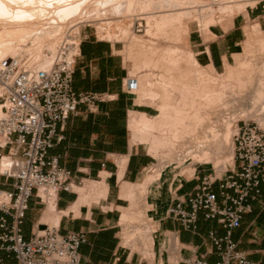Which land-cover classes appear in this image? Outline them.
<instances>
[{
  "label": "crops",
  "instance_id": "crops-1",
  "mask_svg": "<svg viewBox=\"0 0 264 264\" xmlns=\"http://www.w3.org/2000/svg\"><path fill=\"white\" fill-rule=\"evenodd\" d=\"M248 23L264 31V0L233 17L228 24L209 28L208 33L188 30L185 48L193 53L197 63L221 74L232 50L245 40L244 28ZM81 37L72 89L75 93H104L110 100L99 103L92 113L79 107L78 113L62 124V139L49 150V156H58L59 166L71 173L72 191L58 193L54 210L47 217L46 205H42L34 194L21 227L22 236L27 241L47 227H55L60 235L83 232L86 242L79 248L81 264H149L140 253L124 247L121 239L120 219L122 207L126 206L122 190L127 184L140 182L149 167V160L144 155L130 152V112L140 115L146 110L138 111L141 105L137 103V96L125 92L124 81L156 68L149 64L145 66L149 68L142 64L135 68L128 41L100 40L87 28L81 29ZM180 43L178 47H181ZM3 157L10 161L18 159L8 156V148L0 149V164ZM202 176L204 173L182 179L167 203L154 210L157 213L154 216L156 264L167 247L165 241H170L168 246L173 248L166 252L167 262L170 254L177 264L186 259H202L208 264L219 260L208 238L211 231L217 237L225 235L218 223L204 221L200 213L196 231L188 232L167 216L168 207L191 193ZM0 189L12 191L13 180L0 176ZM214 189L217 191L216 187ZM260 189L264 192V184ZM231 238L249 261L264 264V196L251 202V212L243 217L240 227L232 231ZM0 261L18 264L4 250H0Z\"/></svg>",
  "mask_w": 264,
  "mask_h": 264
},
{
  "label": "built area",
  "instance_id": "built-area-1",
  "mask_svg": "<svg viewBox=\"0 0 264 264\" xmlns=\"http://www.w3.org/2000/svg\"><path fill=\"white\" fill-rule=\"evenodd\" d=\"M89 23L64 33L44 69L29 68L17 57L0 60V149L8 148V156L18 158L0 168V176L13 180L12 191L0 189V250L18 264H81L79 248L86 242L85 233L60 235L55 227H47L26 241L21 227L34 194L46 205L59 192L72 191L71 173L59 166L58 156H49V150L62 139V124L79 107L92 113L99 103L110 100L104 93L72 89L81 29L90 28ZM134 26L141 32L142 19H135ZM94 33L97 39L115 40L120 32L112 39L99 37L96 29ZM124 88L129 92L134 84L124 82ZM232 143V166L220 175L213 171L202 176L191 193L168 207L167 216L183 230L194 232L202 213L204 221L216 222L225 230L223 237L213 231L208 234L219 256L214 264H253L237 249L231 233L251 212V202L264 196L260 189L264 184V129L256 123H237ZM181 264L208 263L186 259Z\"/></svg>",
  "mask_w": 264,
  "mask_h": 264
},
{
  "label": "bare ground",
  "instance_id": "bare-ground-1",
  "mask_svg": "<svg viewBox=\"0 0 264 264\" xmlns=\"http://www.w3.org/2000/svg\"><path fill=\"white\" fill-rule=\"evenodd\" d=\"M75 1L76 0H51L50 5L53 9L58 6H60L59 8H63L65 5L66 7L68 5H74L73 3H75ZM117 1L120 2V0ZM212 1V4H194L188 7L180 6L179 8L173 10H161L158 15L151 16L153 19H151L150 16L147 19L144 18L148 24L146 34L150 35L153 29H155L156 32L164 31L166 33L170 27L172 28L177 25L182 32L187 28L186 23H184V19L196 20L201 26L208 27L217 22L215 20L216 14H228L231 16L234 12L239 13L241 10H245L252 4L253 1L256 0ZM125 2L124 14L122 18L129 17L131 15L130 12L132 11L135 0H125ZM1 3L2 2L0 1V10L10 9L8 5H6L7 3L5 5H2ZM143 4L144 3L141 5H146ZM131 16L132 19H135L136 15ZM1 17L3 18V16ZM110 23L111 21L107 19L105 27H107ZM14 25H16V23ZM9 27L11 28V26ZM131 28H126L127 30L125 28L121 29V32L123 34H126L127 32L129 33ZM26 29H24V27H14V29L8 30L0 29V43L1 41L7 39L6 37H16L17 40L18 38L20 39L23 32L28 31V29ZM100 29L101 28H99V31ZM165 33V36L170 35ZM247 33L250 36L252 35L251 32ZM100 34H103L102 37L105 39L112 38L107 32H101ZM259 34V31L255 28L253 30V35ZM24 36L22 37L24 38ZM44 36H47V34ZM40 38H30L32 40H30V42H32L31 44L39 47L40 44L46 40L44 38ZM131 38H135L134 34H132ZM21 40L23 39L21 38ZM135 40L136 39H134V41ZM174 40H177V36H175ZM181 40L182 38L180 35V42ZM1 44H3V42ZM250 44L251 43L247 41L246 46H248V49L246 53L248 54L253 53L252 50H254L252 49V44ZM54 45V43L49 45L51 53L52 50L54 51L55 49ZM258 46V50L257 48L255 50H257L260 55H264V36L258 41ZM34 48L37 50V52H35L36 57L27 60L25 56V60H23L21 55L18 56V54L6 56L7 51L0 49V60L8 57H17L23 61L27 67L32 69H44L48 67L50 58H43L38 48ZM165 54L166 55L163 57V60H173H170V58L167 59V55L170 54L169 49L166 50ZM181 54L182 57H180V59L178 58V60L180 62H191L195 69H193V71L188 75L180 78V80H171L167 82L166 85H163L164 88H167V90L169 89L173 92L176 91L179 94L178 99L172 102V99L169 96H166L165 94L159 95V93L155 91L156 87H158L162 81L157 83L148 82L145 88L139 89V96L146 97L149 100L147 106L153 108L154 112L147 111L146 115L144 117H140L139 121L135 123L132 121L133 123L130 122L128 126L129 133L131 131V136L134 139L139 138L140 140L142 139L145 141L146 152L151 156L153 161L151 163L152 167L147 171L140 182L127 184L122 190V197L125 202H130L131 207L132 205L133 207L139 205H136V203L132 201L134 197H143L142 206H140L141 208L136 211H132L125 206L122 207L123 217L120 221V226L123 227L122 237L125 244L129 240H133L132 245H134L137 241L139 242L144 238L146 239L150 233V228L146 224H136L135 221L138 219L140 220V218L144 219V215L151 219L153 209L159 206L162 199H166L172 195L187 169L191 166L202 164L206 165L210 162L218 164L220 160L218 161L216 158V160L214 158V160L212 159L213 154L219 152L216 145L218 143H222L225 149H227V147L230 146L231 136V122L226 119L223 120L221 124L223 113L226 114L228 111L239 110V115L245 116L249 114L250 116H254L256 117L258 123L264 121V108H261L262 110H258L256 108L258 111L253 110L255 109V105L258 103V108L259 106L262 107V104L264 105V103L260 105V103L264 100V61L261 66L256 65L257 68L254 67L255 65L251 66L248 63L246 64V61L238 62L236 67H233L225 61L223 74L221 76H215V74L212 73L213 71L209 72L201 68V66H199L200 64L197 63L190 51H182ZM40 59L45 60V63L42 64L41 61V65L35 64L37 60ZM175 60L178 61L177 59ZM256 73L259 74V76H256L257 78L254 76ZM260 74L262 75L260 76ZM243 76L245 79H242ZM170 84L172 89L169 87ZM247 89L250 91H247ZM155 101L157 102L156 104ZM247 106H249V108L251 107L250 111ZM246 108H248L249 112H247ZM132 151L133 146L130 144V152ZM88 201L89 200H87V202ZM131 202H133V204ZM134 204L136 206H134ZM54 206V199L49 200L46 203V217L48 214L53 212ZM55 220L56 222L58 221V216ZM175 244H177V242ZM149 257L152 258L153 254L150 253ZM169 264L177 263L175 260H170Z\"/></svg>",
  "mask_w": 264,
  "mask_h": 264
},
{
  "label": "rangeland",
  "instance_id": "rangeland-1",
  "mask_svg": "<svg viewBox=\"0 0 264 264\" xmlns=\"http://www.w3.org/2000/svg\"><path fill=\"white\" fill-rule=\"evenodd\" d=\"M0 1L2 2L1 3L2 5H5L7 3L6 5H8V7L10 8V9H7L9 11L3 10V9L0 10V18L2 19V20L0 19V29L8 30V29H14V27L15 28L24 27V29L26 28L28 29V31H25L22 34V36L24 35L26 36H24V38L20 36V39L18 38L19 41L16 39V37L14 38L6 37L7 39H5L4 41H1V43L3 42V44L0 43V49H4L5 51H7L6 56L18 54V56L21 55V58L23 60H25L24 56L26 57V60L32 59L33 57H36L35 52H37V50L34 47H37L39 52L42 54L43 58L48 59L51 57V50L49 49V45L51 43L52 44L54 43L55 44L54 47L56 48L57 44L59 43L62 36L64 35V33H66L67 30L74 28V27L77 29H80V27L82 26L81 24L83 22H90L89 24L91 25V27L87 29H91L94 32L96 29L97 35L100 36L101 38L103 36V34H100L101 32L109 33V35H111L112 38L115 37V34L117 32H120L119 37L115 39L130 42V45H129V49L131 52L130 57L133 61L134 67L137 68L139 64H142V66L145 67L146 65L149 64L150 67L156 68V69L151 68L149 71H143L142 73L127 77L124 81L128 85L130 83L134 84L133 90L129 92L126 91L125 88L124 90L129 95L137 96V103L141 105L138 111H140L141 113V111L146 110L145 113H141L140 115H137L135 111L130 112V122L135 123L140 120V117H144L147 111L154 112L153 108H151L150 106H147L149 100L146 97L139 96V89L145 88L148 82L157 83V82L162 81L159 84V86L156 87L155 91L159 93V95L165 94L166 96H169L172 99V102L178 99L179 94L176 91L173 92V91H170L169 89L167 90V88L166 87L164 88L163 85H166L167 82L171 80H180V78H183L184 76L191 73L193 69H195L193 64H191V62H186V61L180 62L178 60V58L180 59V57H182V54H181L182 51H189L187 48H185L186 34L188 33V30L199 29L204 33H208L209 28L216 26V25L228 24L233 17L244 12L245 10H248L250 7H253L255 3L261 0L253 1L252 4L249 5V7H247L245 10L243 11L241 10L239 13L234 12L231 16H229L228 14H225V15L216 14L215 20L217 22H215V24L210 25L208 27L201 26L196 20L184 19V23H186L187 29L183 30L182 32L180 31V28L177 25V26H173L172 28L170 27L166 31V33L164 31L156 32L155 29H153L150 35L146 34V29L148 25L146 23L147 22L146 19L149 16L151 19H153L151 16L158 15V13H160L161 10L162 11L163 10L165 11L168 9L173 10V9L179 8L180 6L188 7L194 4H198V5L212 4L213 1L212 0H135L130 14L136 15L135 19H142V28H141V32L139 33L135 31V26H134L135 19H132L131 15L129 17L122 18L124 14L125 3H126L125 0H120V2L117 0H76L75 3H73L74 5L72 6L68 5L70 7L68 6L66 7L65 5L63 8L62 7L59 8L60 6H58L54 9L50 5L51 0H0ZM142 3H144L143 5L145 4L146 5L142 6L141 5ZM145 7H148V8H145ZM1 16H3V18ZM107 19L110 20L111 23L107 27H105V23ZM15 23L16 25H14ZM9 26H11V28ZM98 27L101 28L100 31ZM128 27L129 28L132 27L129 30V33L127 32L126 34L125 33L123 34L121 32V29H124V28L129 29ZM255 28L259 31L260 33L259 35H253V30ZM244 30L246 34L245 40L239 43L232 50L226 62L231 64L233 67H236L238 62L246 61L245 62L246 64L248 63L251 66L255 65L254 67L257 68V66H261L262 62L264 61V55H260L259 52L257 51L258 50L257 47H259L258 41L261 39V37L264 36V31H262L258 26L254 25L253 23L246 24ZM247 32H251L252 35L251 36L248 35ZM164 33L168 35L170 34V35L165 36ZM34 34L37 36H35ZM42 34L44 35L47 34V36H44ZM55 34L57 37L55 36ZM132 34H134L135 36L134 39H136L137 42L136 40L134 41V39L131 38ZM180 35L182 38L181 43H180ZM32 36L39 37V38L41 36L42 37L44 36L43 38L46 40H44L38 47V46L31 44L32 42H30L31 40L30 38H34ZM175 36H177V40H174ZM42 37L40 39H43ZM21 38L23 40H21ZM247 41L251 43L253 47L255 46L254 48L251 46L252 49H254L252 50L253 53H249V54L246 53L248 49V46H246ZM179 43L181 44V47L177 46ZM173 44H175V46H173ZM256 48L257 50H255ZM168 49L170 50V54H168L170 56L167 55V59L169 58L170 60L173 59L171 61L163 60V57L166 55L165 52ZM254 51H257V52H254ZM175 59H177L178 61H176ZM41 61H42V64L45 63V60L40 59V60H37L35 64L41 65ZM199 66H201V68H203L205 71L206 70L209 72L213 71L212 73L215 74V76L216 75L221 76L223 74L221 73L219 75V73H216L212 68H210L209 66L207 67L203 65L202 63ZM145 68H149V67H145ZM261 75L262 74H260V76ZM254 76L255 77L259 76V74L256 73V75ZM142 77H143V80H141ZM242 79H245V77L243 76ZM169 87L172 89L171 84ZM248 90L249 89H247V91ZM263 101L260 103V105L264 103ZM156 103L157 102L155 101V104ZM258 105L259 103L255 105V109L257 108L258 110H262L264 108L263 104H262V107L259 106V108H258ZM247 107L249 108V106ZM248 108H246L247 112L250 111L251 107L249 108V111H248ZM255 109L253 110L258 111L257 109L256 110ZM238 113H239V110L237 111L234 110V111H228L226 114L223 113L222 115L221 124L223 120H226V119L231 122V136H230V144H229L230 146H228L227 149H225L222 143H218L216 145L219 152H216L218 155L214 153L215 157L213 154L212 159L216 158L218 161L220 160L221 163L220 161L218 162L219 166L217 163L214 164V162H210L206 165L202 164V165H197V166H191L189 169L185 171V173L182 176V179L188 180L193 177H196L197 175H199V173H204L205 175V174L212 173L213 171L216 173V175H220L221 173H223L224 171L229 169V167L232 166L233 164L232 138H233V134H234L237 123H243V122L256 123L260 125L262 129H264V121H262L261 123H258V121L256 120V117L250 116L249 114L242 116V115H239ZM129 135H130V144H132L133 146V152L140 153L149 160V167H148V170H149L152 167L151 163L153 159L146 152L145 141H143L142 139L140 140L139 138L134 139L131 136V131ZM10 163L11 161L8 158L3 157V159H1V164H0L2 165L1 169ZM194 173L195 175L191 176ZM169 197H167L166 199H162L160 201L159 206L167 203ZM132 201L136 203V205L139 204L137 205L138 207L135 204L134 206L136 207H133V205L131 207L129 201L128 202L126 201L125 207L126 208L128 207V209L132 211H136L141 208L140 206H142L143 197H134ZM133 202L131 203L133 204ZM154 210H156V208L153 209L151 219H149L148 217L144 215L143 216L145 217L144 219L140 218V220L138 219L135 221L136 224H146L150 228V233L146 237V239L144 238L143 240L139 242L137 241L136 243H134V245H132L133 240L131 241L129 240L125 244L123 242V237L121 233L122 245L132 250L133 252L140 253L142 257L148 261L149 264H156L157 257H158V253L156 252L157 248L155 247V241L157 239V234H156V228L154 227V216H156L157 213H154ZM122 217H123V213L121 215V219ZM122 232H123V227H122ZM164 244H166L167 247L166 248L164 247V251L161 254V260L158 262L159 264H169L170 260H175L174 256L170 254L169 257L171 258H169L168 262L166 261V258L168 256L166 252L172 251L173 248L171 245L168 246V244H170V241L169 243L165 241ZM150 253L153 254L152 258L149 257Z\"/></svg>",
  "mask_w": 264,
  "mask_h": 264
}]
</instances>
